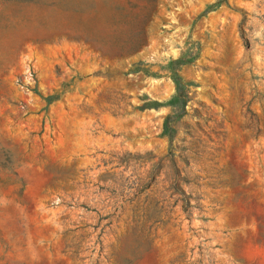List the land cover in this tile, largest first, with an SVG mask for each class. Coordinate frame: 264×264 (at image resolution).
Instances as JSON below:
<instances>
[{
    "label": "rangeland",
    "instance_id": "rangeland-1",
    "mask_svg": "<svg viewBox=\"0 0 264 264\" xmlns=\"http://www.w3.org/2000/svg\"><path fill=\"white\" fill-rule=\"evenodd\" d=\"M0 264H264V0H0Z\"/></svg>",
    "mask_w": 264,
    "mask_h": 264
}]
</instances>
